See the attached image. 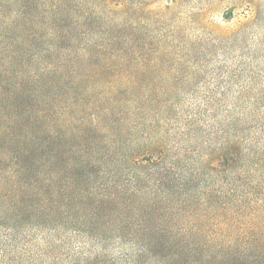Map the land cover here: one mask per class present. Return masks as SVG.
<instances>
[{"label": "trees", "instance_id": "1", "mask_svg": "<svg viewBox=\"0 0 264 264\" xmlns=\"http://www.w3.org/2000/svg\"><path fill=\"white\" fill-rule=\"evenodd\" d=\"M125 4L0 0V78L26 63L21 93L28 83L92 89L95 104L127 97L98 110L120 125L98 112L91 121L125 166L120 184L55 185L29 151L0 154L10 165L0 169V264H264V63L218 61L241 33L190 38L169 7L142 27ZM79 67L99 74L91 87L64 82ZM123 132L143 141L125 146Z\"/></svg>", "mask_w": 264, "mask_h": 264}, {"label": "rangeland", "instance_id": "2", "mask_svg": "<svg viewBox=\"0 0 264 264\" xmlns=\"http://www.w3.org/2000/svg\"><path fill=\"white\" fill-rule=\"evenodd\" d=\"M125 1V5H128L130 9L129 13L135 15L136 24L142 27L147 26L150 20L162 22L156 14H163L169 7L174 8L171 18L175 22L189 26L185 34L190 38H195L203 31L220 36L241 33L243 35L241 44H238L237 41V44L227 50V54L218 57V61L225 58L238 60L242 56L249 61L250 57L257 56L258 60L264 63V0ZM110 6L113 10L123 11L124 9L121 6L115 8L113 4ZM16 10L12 6L5 11L8 16L13 18ZM120 14L115 16L118 17ZM41 47L44 48L39 44L37 51H40ZM47 58L46 60L53 65L60 63L55 56ZM31 67L30 64L25 63L14 69L19 76L11 74L6 75L7 80L0 78L3 86L0 97L2 101L4 100L0 103V154L2 161L9 159L11 151L21 153L23 150H27L42 165L52 171L49 178L53 184L56 182L55 185L76 184L83 189L92 187L105 189L110 188L113 182L118 184L123 182L120 174L126 175L125 166L118 162V155L116 152L114 153L115 149L112 146L108 147L111 144L110 141H107L108 135L95 132L91 121H93L94 115L99 113L98 110L113 105L118 99L127 100V97L121 95L111 99L107 96L106 99H103L105 103L95 104L100 98L95 99L97 95L93 93L95 90L92 89H90L91 93L86 95L81 91H70L67 87L59 86L48 89L28 83H25L27 91L21 93L22 87L17 84L26 75L27 77L32 75L33 68ZM64 77V82L74 78L86 79L80 85L85 88V86L91 87L93 84L91 80L100 76L96 73L95 68L79 67L74 71L65 72ZM54 80H57V77H53ZM103 87L108 91L109 88ZM99 115L102 125L107 127L115 128L122 122L118 121L114 125L113 122H110L114 118L100 113ZM117 137L125 146L127 144L129 147L134 142L143 141V137L140 138L139 134L131 136L127 132L118 133ZM8 165L9 162H1L0 169L5 170ZM54 172L56 173L54 174ZM114 173L117 175L112 180ZM118 177L120 178L118 179ZM38 221L39 219L32 220L35 224ZM88 228L89 226H86V230ZM88 248L86 247V249ZM109 249L113 251L112 246ZM126 253H129L128 248H126Z\"/></svg>", "mask_w": 264, "mask_h": 264}]
</instances>
